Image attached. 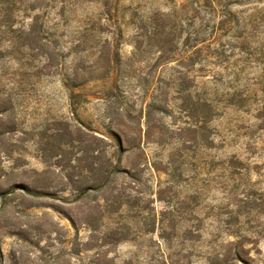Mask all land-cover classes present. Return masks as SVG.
<instances>
[{"label":"rangeland","instance_id":"rangeland-1","mask_svg":"<svg viewBox=\"0 0 264 264\" xmlns=\"http://www.w3.org/2000/svg\"><path fill=\"white\" fill-rule=\"evenodd\" d=\"M12 1L0 4V264H209L236 236L250 251L238 264H264L263 0L233 6L262 19L245 45L223 39L251 53L230 62L182 60L187 0ZM174 8V40L138 38Z\"/></svg>","mask_w":264,"mask_h":264},{"label":"trees","instance_id":"trees-1","mask_svg":"<svg viewBox=\"0 0 264 264\" xmlns=\"http://www.w3.org/2000/svg\"><path fill=\"white\" fill-rule=\"evenodd\" d=\"M12 4V0H0V4ZM264 3V0H263ZM238 3V0H187V4L182 7L186 12H190L189 16H186L189 26L192 27V29H189L186 33L187 35V41L185 47H189L191 42V39L193 38L195 45H193L192 53L189 55V52H186L185 54L188 55L187 57H183L182 60H201V61H208L210 62L211 59H216L221 62H230L232 57L236 54V51L241 52L242 54L245 53L248 57L251 55L245 48V46H230L229 44H226L223 42L225 37H232L237 39H242V43L245 41H250V37L252 36L250 34V30H252V33L257 32L258 30V22L259 19H262L260 14L261 11H256L253 15L244 16V14H241L242 12H236L233 10V6ZM178 15V10L176 8L172 9L171 13H164L161 14H154L150 16L147 20L149 22L148 24L151 25V30L149 31V34H144V27L140 28V32L138 33V38H141L143 35L148 39L163 37L167 40H174V37L172 38L174 34H171L170 32L165 31V29L168 27L169 30H177V23L176 22V16ZM165 17L167 21H169L167 24L164 18ZM199 21V24L196 25V21ZM185 20H183L182 17H179V25L181 26V29L184 31ZM148 25V27H150ZM147 26V25H146ZM164 29V31H161ZM142 32V33H141ZM189 44V45H188ZM245 45V43L243 44ZM264 46V43H262ZM139 51V47L136 48ZM168 51H172V49H168ZM163 49L160 50V53H163ZM180 60V61H182ZM239 60L236 61V64H238ZM232 66H235L233 64H230ZM228 69H230L228 67ZM234 70H237L236 73L239 74L240 70L238 67L234 68ZM213 78L215 81H219L217 75H213ZM260 114L264 115V105L259 108ZM116 137V145L118 148L119 153L124 154L127 151V148L125 147V142L123 138L115 134ZM235 166V165H234ZM113 169L115 172L120 173V161L113 166ZM108 171V166L104 170V175H106V172ZM106 178L102 180L101 187L105 186ZM21 189L29 191V188L27 186H21ZM248 199V198H247ZM257 201V199H254ZM258 202V201H257ZM251 201H247L244 204L246 206L251 207L254 210H257V206L259 204L252 203ZM74 223V222H73ZM229 224V222H226V225ZM91 226V225H90ZM95 230V229H94ZM237 241H225L222 244H218V249L213 252L212 256H210L209 264H235L240 261L247 262L248 258H250L249 249L245 248L244 242L246 241V238L243 236H236ZM99 256V254H98ZM165 261L168 263V259L166 258ZM87 264H108V263H101L100 259H96L95 261H92ZM110 264V263H109ZM116 264V263H115Z\"/></svg>","mask_w":264,"mask_h":264}]
</instances>
